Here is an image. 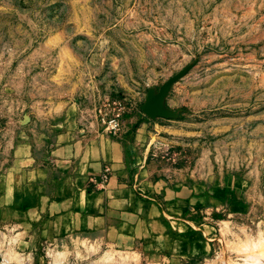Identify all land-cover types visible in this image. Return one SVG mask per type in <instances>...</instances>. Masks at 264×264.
Returning <instances> with one entry per match:
<instances>
[{"label": "rangeland", "instance_id": "1", "mask_svg": "<svg viewBox=\"0 0 264 264\" xmlns=\"http://www.w3.org/2000/svg\"><path fill=\"white\" fill-rule=\"evenodd\" d=\"M180 74L164 115L147 116V98ZM104 97L105 110L121 105L158 123L146 162L201 198L191 222L166 227L161 264L263 257L264 0H0V181L24 142L50 168L53 132L79 115L98 121ZM49 178L17 194L48 192ZM13 218L0 206V264L148 262L144 241L83 238L28 255L14 225H1Z\"/></svg>", "mask_w": 264, "mask_h": 264}, {"label": "crops", "instance_id": "2", "mask_svg": "<svg viewBox=\"0 0 264 264\" xmlns=\"http://www.w3.org/2000/svg\"><path fill=\"white\" fill-rule=\"evenodd\" d=\"M122 120L117 136L110 135L99 120H87L84 115L66 120L53 132L47 158L50 168H39L31 147L26 142L20 145L0 181L1 199L6 200L0 206L11 208L18 217L1 225L6 231L14 225V235L20 236L17 250L34 255L36 250L71 247L83 238L133 246L144 241L145 251L140 254L146 256L147 264H161L166 227L176 230L182 221L191 222L201 198L181 183L161 180L155 167L146 162L156 144L148 131L158 123L140 111L124 113ZM107 163L113 174L99 188L96 183ZM53 172L55 176L49 178ZM56 174L61 175L60 181L55 180ZM47 178L51 189L29 195V203L17 194Z\"/></svg>", "mask_w": 264, "mask_h": 264}, {"label": "built area", "instance_id": "3", "mask_svg": "<svg viewBox=\"0 0 264 264\" xmlns=\"http://www.w3.org/2000/svg\"><path fill=\"white\" fill-rule=\"evenodd\" d=\"M103 100L109 101V98L104 97V99H101V101L96 104L95 106V112L97 115V118L102 125V127L113 136H117L123 129V120L122 116L124 115V107L119 105L118 107H113L110 110H105L103 106L105 105V102H102ZM116 104V102H113ZM113 174V169L110 164H105L103 171L99 175V180L96 183L99 188H104L109 180L110 177ZM96 181V180H94Z\"/></svg>", "mask_w": 264, "mask_h": 264}, {"label": "water", "instance_id": "4", "mask_svg": "<svg viewBox=\"0 0 264 264\" xmlns=\"http://www.w3.org/2000/svg\"><path fill=\"white\" fill-rule=\"evenodd\" d=\"M181 75L182 74L177 75V76L173 77L172 79H170L169 81H167L160 88L159 93L155 97L149 96L147 98L145 105H143L141 107L143 112L147 116H149L151 118H155L157 116H163L164 115V112L161 109L162 100H163L164 96L168 93L173 82H175Z\"/></svg>", "mask_w": 264, "mask_h": 264}, {"label": "bare ground", "instance_id": "5", "mask_svg": "<svg viewBox=\"0 0 264 264\" xmlns=\"http://www.w3.org/2000/svg\"><path fill=\"white\" fill-rule=\"evenodd\" d=\"M264 254V253H263ZM261 257V256H260ZM259 257V260L257 262H255L254 264H264V256L260 258ZM251 264V263H250ZM253 264V263H252Z\"/></svg>", "mask_w": 264, "mask_h": 264}]
</instances>
